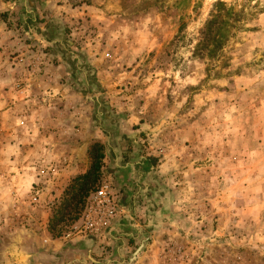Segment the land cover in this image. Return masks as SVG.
I'll return each mask as SVG.
<instances>
[{"label":"rangeland","instance_id":"obj_1","mask_svg":"<svg viewBox=\"0 0 264 264\" xmlns=\"http://www.w3.org/2000/svg\"><path fill=\"white\" fill-rule=\"evenodd\" d=\"M219 1L237 13L227 38L215 58L194 56ZM0 21L15 89L26 87L16 129L39 133L48 160L31 165L34 214L8 241L21 246L30 230L18 264H93L84 240L110 237L112 226L66 234L102 180L120 203L112 224L131 230L101 244L97 264H264V0H0ZM95 144L100 177L77 203L74 178ZM60 145L76 148L84 170L67 183L63 157L48 150ZM44 220L63 244L39 246Z\"/></svg>","mask_w":264,"mask_h":264},{"label":"crops","instance_id":"obj_2","mask_svg":"<svg viewBox=\"0 0 264 264\" xmlns=\"http://www.w3.org/2000/svg\"><path fill=\"white\" fill-rule=\"evenodd\" d=\"M4 28V23L0 21V249H4L7 253L8 264H18L21 260L23 261L26 259L25 257L30 256L32 246L28 243L33 241L32 237L27 238V234L30 230L28 228L25 229L24 236L21 239V246H17L14 243L11 244L8 241L11 239L16 240L14 239L13 231L18 229V223L25 226L23 222H28L30 220L29 216L34 214L28 209L30 207V187L32 182L35 181V177L32 172H30V170L33 169L31 165L33 164L35 166L37 165L36 167H41L45 165L48 160L43 154L47 150L46 147L37 141V135H39V133L27 127L16 129L17 121L24 117L23 114H19L21 111L15 108L16 106L23 107L24 104H27V98L24 94L26 87L23 85V89L18 92L15 89L18 83H16L13 68L10 67L11 65L5 59L10 46L9 34ZM18 80L23 82V79ZM30 143H33V145ZM71 147L69 151H67V146L61 145L54 149H48L49 151L56 150L60 154V157H63L62 160L59 161L64 163L59 167L63 171L62 175H64L61 181L63 182L66 180V183L73 175L84 172V170H80L81 164L79 158L71 151H75L76 148L74 146ZM32 152L34 154L37 152L39 153L33 160L31 156ZM15 168H20L22 172L18 171L17 173L10 174L9 171ZM1 169L6 170L2 171ZM65 182L64 185L66 184ZM20 185L21 187H19ZM61 189L62 186L58 190L56 189V191L60 192ZM52 194L53 193L49 194L48 190L44 188L40 195V199L43 198V200H48ZM40 205L45 208V204ZM43 208L41 210L45 212ZM45 222L44 220L40 223V226L42 224L43 238L42 240L39 239V246L44 245L49 249L52 244L55 246L63 244L64 241H53L51 237L45 234V232H47ZM125 222L126 220L121 218L115 220L113 224H111V230L109 229L110 237H101L99 235L96 237L97 239L94 237L95 240H84L87 247L80 245V243L79 245L72 246H77V248L84 246V252H86L87 257L93 264H97L98 260L93 254L100 251L101 244H113L114 241L112 239H117L114 235L116 231L129 230L130 225L129 223L127 225ZM35 224H37V221H35ZM98 233H101V231ZM126 247H129L128 244ZM44 250H46V248H44ZM74 260L76 262L80 261L78 257H75V259L70 262Z\"/></svg>","mask_w":264,"mask_h":264},{"label":"trees","instance_id":"obj_3","mask_svg":"<svg viewBox=\"0 0 264 264\" xmlns=\"http://www.w3.org/2000/svg\"><path fill=\"white\" fill-rule=\"evenodd\" d=\"M236 15L237 13L233 12L232 8L227 7L223 2L219 1L214 4L209 18L199 30L196 44L192 48V55L215 58L217 53L222 49L223 43L227 38L228 28L231 26L230 22L233 21ZM179 37H176V40H174L176 43ZM100 149L101 145L95 144L94 150H96V153L90 168L84 174L74 178V188L77 185V192L73 196L77 198V203L83 202L82 196L84 197L88 194L87 192L90 189L93 191L95 189L93 187L99 180L100 159L103 157Z\"/></svg>","mask_w":264,"mask_h":264},{"label":"built area","instance_id":"obj_4","mask_svg":"<svg viewBox=\"0 0 264 264\" xmlns=\"http://www.w3.org/2000/svg\"><path fill=\"white\" fill-rule=\"evenodd\" d=\"M39 193L33 195L36 201ZM121 208L118 196L108 180H102L97 189L89 196L82 211L80 222L66 236L73 233L90 235L98 233L111 226L112 221L120 214Z\"/></svg>","mask_w":264,"mask_h":264}]
</instances>
